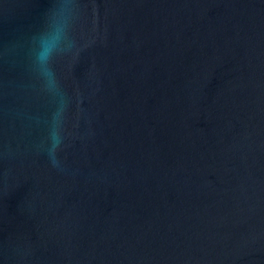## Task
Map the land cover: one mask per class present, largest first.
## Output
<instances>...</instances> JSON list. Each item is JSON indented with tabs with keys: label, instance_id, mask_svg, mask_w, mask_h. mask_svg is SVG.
Instances as JSON below:
<instances>
[{
	"label": "water",
	"instance_id": "95a60500",
	"mask_svg": "<svg viewBox=\"0 0 264 264\" xmlns=\"http://www.w3.org/2000/svg\"><path fill=\"white\" fill-rule=\"evenodd\" d=\"M0 264H264V0H0Z\"/></svg>",
	"mask_w": 264,
	"mask_h": 264
},
{
	"label": "clouds",
	"instance_id": "9594fccd",
	"mask_svg": "<svg viewBox=\"0 0 264 264\" xmlns=\"http://www.w3.org/2000/svg\"><path fill=\"white\" fill-rule=\"evenodd\" d=\"M50 55H51L50 45L47 42H45L42 45L40 53L38 54V59L42 63L46 64ZM45 76L51 82H54L55 74L51 71V69H48L45 72ZM48 143H49V148L47 150V154H48L49 160L53 167L60 168L61 161L58 157V153L59 151L62 150V147L64 146V141L59 131L55 127V125H53L52 129L49 131Z\"/></svg>",
	"mask_w": 264,
	"mask_h": 264
}]
</instances>
